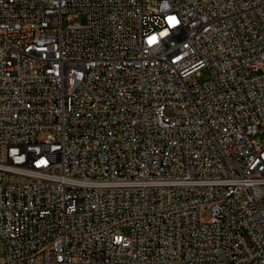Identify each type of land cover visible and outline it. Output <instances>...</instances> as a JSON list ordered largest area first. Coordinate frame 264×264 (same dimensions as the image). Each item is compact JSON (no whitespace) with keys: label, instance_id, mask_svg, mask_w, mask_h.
<instances>
[{"label":"built area","instance_id":"1","mask_svg":"<svg viewBox=\"0 0 264 264\" xmlns=\"http://www.w3.org/2000/svg\"><path fill=\"white\" fill-rule=\"evenodd\" d=\"M0 264H264V0H0Z\"/></svg>","mask_w":264,"mask_h":264},{"label":"rangeland","instance_id":"2","mask_svg":"<svg viewBox=\"0 0 264 264\" xmlns=\"http://www.w3.org/2000/svg\"><path fill=\"white\" fill-rule=\"evenodd\" d=\"M207 77H208L207 71L203 70V71H202V77L200 78V81H201V82H204V81L207 79ZM166 114H167V115H171V114H172L171 110L168 109V110L166 111ZM203 218H204L205 220H209V219H210V213H209V212H205V213L203 214Z\"/></svg>","mask_w":264,"mask_h":264}]
</instances>
